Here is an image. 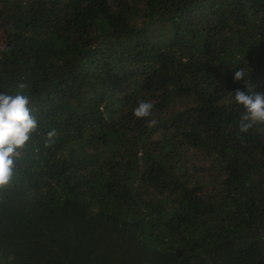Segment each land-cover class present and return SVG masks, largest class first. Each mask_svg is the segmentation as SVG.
<instances>
[{"label": "trees", "instance_id": "trees-1", "mask_svg": "<svg viewBox=\"0 0 264 264\" xmlns=\"http://www.w3.org/2000/svg\"><path fill=\"white\" fill-rule=\"evenodd\" d=\"M0 40L39 122L0 264H264V125L228 95L264 93V0H0Z\"/></svg>", "mask_w": 264, "mask_h": 264}, {"label": "clouds", "instance_id": "clouds-1", "mask_svg": "<svg viewBox=\"0 0 264 264\" xmlns=\"http://www.w3.org/2000/svg\"><path fill=\"white\" fill-rule=\"evenodd\" d=\"M233 80H243L247 89L242 91L238 88L228 95L243 109L239 132L248 133L255 125H264V93L254 92L255 86L249 82V71L246 73L243 68L234 71ZM27 87L25 83L18 85L20 90ZM29 105L30 98L22 94V91L14 95L0 92V188L12 185L18 172V164L29 148L33 135L38 132L39 122ZM153 107L150 101H140L133 110V115L137 119L150 117ZM148 123L154 126L156 122L149 120ZM56 136L55 129L48 131L45 147L54 143Z\"/></svg>", "mask_w": 264, "mask_h": 264}, {"label": "rangeland", "instance_id": "rangeland-1", "mask_svg": "<svg viewBox=\"0 0 264 264\" xmlns=\"http://www.w3.org/2000/svg\"><path fill=\"white\" fill-rule=\"evenodd\" d=\"M0 44H1V40H0Z\"/></svg>", "mask_w": 264, "mask_h": 264}]
</instances>
